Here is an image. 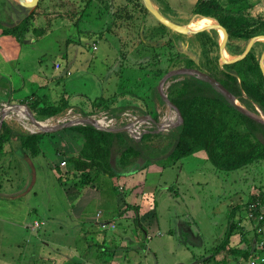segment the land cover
<instances>
[{
    "label": "rangeland",
    "instance_id": "obj_1",
    "mask_svg": "<svg viewBox=\"0 0 264 264\" xmlns=\"http://www.w3.org/2000/svg\"><path fill=\"white\" fill-rule=\"evenodd\" d=\"M86 1L39 0L40 16L34 21L36 25L47 19L42 11L45 8L53 14L70 7L77 9L73 19L56 17L49 32L41 37L36 38L29 33L18 41L0 32V37L8 38H0V113L3 112L0 115V128L5 126L7 134L11 131L20 136H8L11 141H4L0 151V180L5 174L13 184V190L0 195V264H75L73 257L67 256L68 248L78 251L84 247V243H99L100 234L111 233L107 231L108 227L102 229L105 233L87 236V242L83 240V235L78 237L81 229L100 227L93 220L96 218L97 202H89L82 212L87 219L76 222L73 211L84 193L82 191L80 197L77 192L70 193V182L59 183L55 171L56 167L61 168L62 172L68 168L65 155L70 147L72 150L80 148L82 138L71 127L81 125L72 123L75 118L86 115H102L111 121L110 127H103H127V133L135 141H140L143 134L150 133L151 137L144 140L142 146L150 156L161 157L153 160L157 161L153 166L151 163L144 168L136 166L138 172L143 171L136 186L130 190L132 195H137L132 217L125 218L118 213L120 208L128 205L122 199L126 193L118 188L120 184L126 185L125 180L117 177L119 174L109 177L100 173L93 178L94 190L108 193L109 204L115 205L105 215V221L115 222L116 233L122 235V247L132 246L139 252L134 264H215L203 259L222 240L230 224L231 209L236 205L242 206L253 196L264 194V161L243 169L222 171L215 169L205 153L199 151L174 165L162 167L161 162L172 146L178 125L167 128L157 125V122L164 123L163 119L173 111H168L167 103L158 89L165 74L159 79L153 77L155 67L152 60L158 54L159 66L165 69L170 45L172 50L198 60L201 57L200 40L193 34H180L162 27L149 14L135 13V19L126 31L124 26L115 29L111 25L113 14L127 0H92L89 5ZM196 1L152 0L155 8L165 17L184 26L196 18L192 13ZM60 2H65L63 8L59 6ZM249 3L251 14L264 12V0H249ZM22 8L16 0H0V19L12 23L25 15L24 9L28 8ZM51 11L48 16L53 15ZM203 31L210 34L216 31L220 36L217 29ZM139 32L143 42L138 37ZM15 42L16 47L21 49L18 54H15L17 50L13 51ZM253 47L261 57L264 41L258 38ZM242 50L243 46L236 40H231V53L226 49L229 57L240 54ZM13 72L16 78L22 77L20 87L17 84L11 87L7 77ZM178 78L181 76L176 74L169 77L168 82ZM164 93L168 97L167 90ZM60 94L68 97L70 107L49 118H39L33 112L34 118H31L23 108L5 110L6 107L27 104L35 95L42 103L52 104ZM43 95L47 100L43 99ZM252 106V110L246 108L259 115V107L255 104ZM142 117H150L152 122L140 126V136L134 138L130 126L136 118ZM46 120L54 122V127L66 126L53 127V131L44 132L31 126ZM85 124L89 123L83 122ZM31 134H43L39 146L43 148L45 157L31 159L27 163L17 155L31 156L29 150L21 146L22 138ZM9 154L10 162L7 164ZM36 162H40V165ZM86 188L93 190L92 186ZM17 192L15 196H7ZM117 198L120 201L117 202ZM71 204L74 205L73 209L70 208ZM101 219L104 220L103 216ZM233 219L237 226L230 243L238 244L246 234L254 249L260 248L256 246L253 233L256 222L249 219L247 212L242 207L236 209ZM257 236L264 239V231ZM31 250L41 251L35 260L30 257ZM12 254L22 256L15 257L11 263ZM222 257L223 253L217 255L215 260ZM262 258L252 259L258 261ZM75 259L82 260L78 256ZM252 259L243 264H248Z\"/></svg>",
    "mask_w": 264,
    "mask_h": 264
},
{
    "label": "trees",
    "instance_id": "obj_2",
    "mask_svg": "<svg viewBox=\"0 0 264 264\" xmlns=\"http://www.w3.org/2000/svg\"><path fill=\"white\" fill-rule=\"evenodd\" d=\"M91 1L87 0L86 4L89 5ZM60 4L57 5L63 8L65 2H60ZM40 6L39 3L32 12L23 7L25 15L12 23L0 19V32L4 35H11L18 41L23 40L29 33L37 38L49 32L52 21L56 17L73 19L77 14L75 7L58 10L54 14L45 8L42 11L45 13L44 18L47 19L40 25H36L34 21H37L40 16V11H38ZM251 9L249 0H197L192 13L196 18H215L226 31L228 52L231 53V40H236L243 46V50L239 52L242 53L252 37L264 35V12L255 15L250 13ZM50 11L52 16H48ZM135 13L149 14L158 24L165 27L146 10L142 0H127L124 6L114 12L111 25L115 29L124 26L123 29L126 31L134 21ZM139 33L138 37L143 42L141 32ZM214 33L200 31L193 34L200 40L201 57L199 56L198 60L189 54L172 50L170 45L167 66L162 69L159 66L158 54L154 55L153 77L159 79L175 68L194 69L218 81L245 107L252 110V105L255 104L264 114V75L259 66V55L252 46L241 60L221 59L219 37L216 31ZM167 43H170L169 40ZM196 75H179L181 78L173 79L167 88L168 99L179 109L182 122L172 138L170 150L161 162L162 167L174 165L180 159L199 151L205 153L207 160L215 169L222 171L243 169L264 161V124L239 111L212 83ZM42 97L47 100L46 95ZM27 105L37 117L42 119L55 116L70 107L68 97L64 94H60L57 101L52 104L42 103L39 96L35 95V98ZM169 108L173 111L171 112L173 117L179 122L177 113L172 110L171 106ZM107 125L109 126V123ZM112 125L115 127L114 124ZM71 128L78 132L82 138V144L76 154L66 159L68 165L66 171L62 172L58 167L55 171L59 183L64 184L63 182L69 181V188L76 190L78 195L84 188L93 187V178L100 173L112 177L129 167H147L155 162L153 160L161 158L150 156L142 146V142L151 137L150 133L143 134L140 141H135L125 131H103L91 124L74 125ZM42 135L24 136L21 140L22 148L29 150L31 156H36L40 152L39 144ZM8 136L19 135L12 134L11 131L7 134L5 126H2L0 128V151L4 141L10 140ZM250 201L264 203V194L253 196ZM248 202L231 209L230 224L220 243L214 246L210 255L203 259L205 262L243 264L254 257L263 256L262 259H264V239L257 236L256 230L253 233L257 240L256 246H261L260 248L254 249V245L251 244L250 238L245 236L246 234L241 237L238 244L230 243V238L237 226V222H233L234 212L241 207L247 212ZM260 226H264V219L260 222ZM259 243L262 244L259 245ZM221 253H223L222 259L215 260Z\"/></svg>",
    "mask_w": 264,
    "mask_h": 264
},
{
    "label": "crops",
    "instance_id": "obj_3",
    "mask_svg": "<svg viewBox=\"0 0 264 264\" xmlns=\"http://www.w3.org/2000/svg\"><path fill=\"white\" fill-rule=\"evenodd\" d=\"M0 38L4 39V40L8 39V38H2V37H0ZM15 43H13V46L15 47V49L13 48L14 49L13 51L15 52L17 50L15 54H18V52L21 49H19V46L16 47L17 42H15ZM14 74H15V72L9 73V75H8L9 77H7L12 88L16 84L19 85L20 79L22 80V77L16 78V75H14ZM2 75L5 76L4 73H2ZM19 87H20V85H19ZM64 126H66V124L62 125V126H57V128H62ZM72 144H73V142H72ZM39 150H40V152L36 156H29V154H22V153H19L17 156L23 158V160L27 161V163L31 162V159H33V160H39V158L44 159L45 154H44L43 148L39 147ZM77 151H78L77 149L72 150V148L70 147L68 153H66V155H65L66 159L68 157H70L71 155L76 154ZM10 156L11 155L9 154V156H8L9 159L7 160V164H9V162H10ZM36 164L40 165V162H36ZM151 164L153 166L156 164V162H153ZM32 167H33V169H35V166H32ZM142 171L143 170L138 172V169L129 167L128 169L123 170L117 176V177L123 178L126 182L125 186H127L126 190H125V186L123 184H120V186L118 187L119 189H121L120 190L121 192L123 191V193H126V195L124 194L125 196H123L122 199H124L123 201H127L128 205H127V207L125 206L124 208H120L118 210V213L122 214V216L125 218L132 217L134 215V208L137 205V203H133V202L137 201V199H136L137 195H132L130 190L132 188H134V186H136L138 177L141 175ZM33 179H35V177ZM9 189L13 190V184H12V182H10V179L7 178L6 175L4 174L3 179L0 180V195L2 194V192H6ZM92 189L93 190H88L87 188H85V190H83L84 196H82L83 198L78 202L77 209H75V211H73L75 213L74 219L78 223L80 221H84L87 219V216L85 214H83L82 212L84 211L85 206L89 202H93V201L97 202L98 207H97L96 212L101 211L104 220H107V217L105 215L109 214V212L112 211L113 207H111V206L112 205L115 206L114 203L109 204L108 193L106 194L104 191L102 193H100L97 189L94 190L95 186H93ZM21 191L24 192L25 190H21ZM69 192L70 193L74 192L76 194L77 191L69 188ZM18 193L19 192L14 193L12 195H11V193H9L8 195L7 194H4V195L15 196ZM81 195H82V193L79 195V197ZM112 201H113V199H112ZM118 201H120V198H117V202ZM117 205H118V203H116V207H118ZM70 206H71L70 208H72V209L74 208L73 204H71ZM119 207H121V206H119ZM84 218H86V219H84ZM93 220L95 223H97L95 217ZM7 221L13 222L11 220H7ZM111 221H114V220L111 219ZM105 222L109 223L110 221H105ZM108 229L109 230H107V231H111V233L103 234V235L100 234L101 236H99V240H100L99 243H92V244L87 242V240H88V239H86L87 236H91L92 234H97V233H105V232H103L101 227H99V228L98 227H95V228L90 227V228L85 229V230H82V229L79 230L78 237H81V235H83V240L87 243H84L85 244L84 247L79 249L78 251L73 249V248H68L67 256L73 257L72 258L73 261L74 260L76 261L75 264H91V263L92 264H134V260H136L135 258L138 256L139 252L137 250H135L136 248H133L132 246H127V248L122 247V245H121L122 235L116 233L117 232V226H115L114 229L110 228V227ZM113 233H114V235H113ZM33 251L35 252V254ZM33 251L32 250L30 251V257L34 258V260H35L36 257L40 255L41 251H37V252H36V250H33ZM19 256L21 257L22 254H12L11 255L12 260L10 258L9 262H11V263L14 262L15 257H19ZM25 256H27V255H25ZM56 256H59V254H56ZM75 256H78L82 260H80V261L76 260ZM40 261L42 262L43 260L41 259ZM53 262L55 263V261H53Z\"/></svg>",
    "mask_w": 264,
    "mask_h": 264
},
{
    "label": "water",
    "instance_id": "obj_4",
    "mask_svg": "<svg viewBox=\"0 0 264 264\" xmlns=\"http://www.w3.org/2000/svg\"><path fill=\"white\" fill-rule=\"evenodd\" d=\"M17 2H19V4L22 7L28 8L30 10V12H32L38 5L39 0H16ZM144 7L146 8V10L152 14L161 24H163L164 26L168 27L169 29L180 33V34H194L196 32H200L203 30H208V29H201V30H191L187 25H179L175 22H173L172 20L168 19L167 17H165L157 8H155V5L153 4L152 0H142ZM211 18V17H210ZM213 19V21L215 22V29L219 30L220 36L218 39V43H219V50H220V55H221V59H225V60H231V61H236V60H241L243 59L248 52L250 51V49L252 48L253 44L255 43V40H258V38H264V35H259V36H254L252 37L244 51L236 56H232L229 57L228 54H226L225 52V42L227 40V34L225 29L223 28V26L220 25V23L215 19V18H211ZM193 20V19H192ZM259 66L260 69L264 75V52L261 54V57L259 59ZM180 73H189V74H197L198 77H201L202 79L208 80L210 83H212V85L218 90L220 91L230 102L231 104H233L239 111H241L242 113L246 114L247 116L251 117L252 119L264 124V120H262L260 117V113L263 114V112L258 108L259 110V115H256L252 112H250L244 105H242L240 103V101L237 99V97H235L233 94H231L229 91H227L218 81H216L215 79H213L212 77L208 76L207 74H204L202 72H199L197 70L194 69H187V68H177V69H173L169 72H167L161 79L159 85H158V89L161 93V96L163 97V99L169 104L171 105L177 112L178 116H179V122L177 123V125H180L182 122V117L180 114L179 109L168 99L166 94H163L161 92V85L164 83V81L166 79H168L169 77L176 75V74H180ZM17 106H24L28 112L29 115L31 116V118H34L32 116V111L30 109V107L27 104H20V105H14L12 108H16ZM3 112L0 113V115ZM264 116V114H263ZM83 122H89V124H91L92 126H94L95 128L99 129V130H103V131H108V132H121V131H125L127 132L128 128L127 127H122V128H107V127H103V126H97L93 123V118L92 115H86V116H80L79 118H77L72 124H83ZM157 125L159 126L160 123L157 122ZM44 131H53V130H49V129H43Z\"/></svg>",
    "mask_w": 264,
    "mask_h": 264
},
{
    "label": "bare ground",
    "instance_id": "obj_5",
    "mask_svg": "<svg viewBox=\"0 0 264 264\" xmlns=\"http://www.w3.org/2000/svg\"><path fill=\"white\" fill-rule=\"evenodd\" d=\"M188 27L191 29V28H202V29H208L210 30L211 28L212 29H215L213 27H215V22L213 21V19H211L210 17H199V18H195L193 20H191L189 22V25ZM219 31V30H218ZM261 39L262 41H264L263 38H259ZM225 52L226 54L227 51L225 49ZM183 74H189V73H180V74H177V75H183ZM189 75H193V74H189ZM174 76V75H173ZM168 79H166L164 81V83L161 85V92L163 94H165V90H167L168 86L170 85V82H168ZM167 103V102H166ZM168 106H171L167 103V108H168V111H170L169 107ZM172 107V106H171ZM16 108H23V110H25V112H28V110L24 107V106H17ZM173 108V107H172ZM15 109V108H14ZM174 109V108H173ZM5 110H12V107H6ZM176 112V110H174ZM12 112V111H11ZM177 113V112H176ZM105 114V113H104ZM123 114V113H122ZM178 115V114H177ZM168 117H165V119H163L165 122L160 124L159 126L160 127H164V128H167L169 126H172L173 124H177V120L176 118L173 117V115L170 113L167 115ZM164 117V116H163ZM3 118H5V116H3ZM79 118V117H77ZM75 118V120L77 119ZM93 123L97 126H107V127H110L107 125V123H110L111 121H107L104 116L102 117V115H99V116H93ZM150 118V117H149ZM262 120H264V116L262 113H260V117ZM25 119V118H24ZM135 119V118H134ZM151 119V118H150ZM178 119H179V116H178ZM139 120V119H138ZM162 120V121H163ZM152 121V120H151ZM85 123H89V122H85ZM137 123H142L144 125H149V119H140ZM168 123V124H167ZM54 122H52L51 120H46V121H42L41 123L38 124V122L36 123H33L31 124L32 128H37L39 131H42L43 129H49V130H52L53 127H54ZM57 127V126H55ZM54 127V128H55ZM135 131H136V128H135ZM145 131V130H144ZM156 132V131H155Z\"/></svg>",
    "mask_w": 264,
    "mask_h": 264
},
{
    "label": "built area",
    "instance_id": "obj_6",
    "mask_svg": "<svg viewBox=\"0 0 264 264\" xmlns=\"http://www.w3.org/2000/svg\"><path fill=\"white\" fill-rule=\"evenodd\" d=\"M143 119H149V124H151V119L149 117H142ZM142 118H136L135 122L132 123V125L130 126V132L133 134L132 136H134V138H138L140 136V126H144V124L142 123H137V121H139L138 119H142ZM113 123V122H112ZM136 128V131H135ZM247 214L250 220L255 221L256 225H255V229L256 232L258 233H262L264 231V226H260V222L264 219V203H262L261 201H250L247 204ZM96 222L99 224V226L101 227V229H107L108 227H113V229L115 228V222H105V220L101 219L102 216V212L101 211H97L96 212ZM36 225L38 224L37 222L35 223ZM148 239H150V236H148ZM248 264H264V259H260L258 261H255L254 259H252L251 261H249Z\"/></svg>",
    "mask_w": 264,
    "mask_h": 264
},
{
    "label": "flooded vegetation",
    "instance_id": "obj_7",
    "mask_svg": "<svg viewBox=\"0 0 264 264\" xmlns=\"http://www.w3.org/2000/svg\"><path fill=\"white\" fill-rule=\"evenodd\" d=\"M198 76V75H197ZM199 78H201V77H199Z\"/></svg>",
    "mask_w": 264,
    "mask_h": 264
}]
</instances>
